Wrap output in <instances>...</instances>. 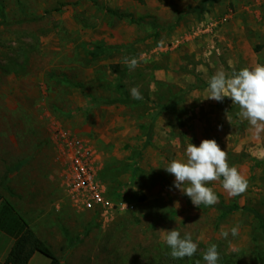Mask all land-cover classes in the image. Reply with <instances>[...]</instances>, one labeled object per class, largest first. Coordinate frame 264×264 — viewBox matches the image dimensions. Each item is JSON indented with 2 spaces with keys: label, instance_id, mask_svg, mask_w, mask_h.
<instances>
[{
  "label": "rangeland",
  "instance_id": "374dc122",
  "mask_svg": "<svg viewBox=\"0 0 264 264\" xmlns=\"http://www.w3.org/2000/svg\"><path fill=\"white\" fill-rule=\"evenodd\" d=\"M204 1L0 4L5 217L31 226L40 215L24 207L33 194L31 203L46 208L56 225L52 238L59 249L52 250L62 264H206L203 254L213 244L217 264H264V130L257 133L239 117L230 98L208 99L216 72L264 65V0H210L206 12L189 11ZM125 57L138 66L129 70ZM133 87L142 100L131 97ZM205 139L227 151L229 166L248 187L231 196L221 177L206 185L218 203L196 207L164 169L173 159H187L189 143ZM65 141L90 149L100 164L102 203L71 206L62 178L67 159L59 148ZM220 204L239 208L223 216ZM174 228L197 244L193 257L170 256L166 233L159 231Z\"/></svg>",
  "mask_w": 264,
  "mask_h": 264
},
{
  "label": "clouds",
  "instance_id": "9594fccd",
  "mask_svg": "<svg viewBox=\"0 0 264 264\" xmlns=\"http://www.w3.org/2000/svg\"><path fill=\"white\" fill-rule=\"evenodd\" d=\"M124 63L129 70L138 66L136 58L125 57ZM208 92V99L217 102H222L225 97L230 98L233 105L239 106V117L247 120L257 133L264 130V65L245 67L230 75L218 71L208 81ZM130 93L134 100L143 99L138 87L131 88ZM227 119L230 122L228 115ZM186 157V160L173 159L164 170L175 177L173 186L189 197L194 206L218 203L217 195L206 185L220 180L221 177L222 187L229 195L238 196L247 190V179L235 166H229L227 151L221 150L216 140L205 139L199 146L189 143ZM159 232L166 233L164 239L171 250L172 258H191L196 254L197 244L193 242L190 234L181 238L176 228ZM238 233V226L231 229L232 236ZM221 235L227 238L229 233L221 229ZM218 259L217 245L213 244L203 254V260L206 264H217ZM197 264L200 262L197 261Z\"/></svg>",
  "mask_w": 264,
  "mask_h": 264
},
{
  "label": "built area",
  "instance_id": "2783aa9c",
  "mask_svg": "<svg viewBox=\"0 0 264 264\" xmlns=\"http://www.w3.org/2000/svg\"><path fill=\"white\" fill-rule=\"evenodd\" d=\"M63 146L59 148L63 150L62 156L67 159L62 175L67 183L64 194L78 207H91L93 204L102 203L105 187L98 178L97 168L100 164L94 160L92 151L79 148L70 141H65Z\"/></svg>",
  "mask_w": 264,
  "mask_h": 264
},
{
  "label": "crops",
  "instance_id": "0c3cea01",
  "mask_svg": "<svg viewBox=\"0 0 264 264\" xmlns=\"http://www.w3.org/2000/svg\"><path fill=\"white\" fill-rule=\"evenodd\" d=\"M14 191L18 194V193H21L23 191L25 192L26 190L21 191V189H15ZM14 191L11 192L12 196L13 195H16V193H14ZM22 194H18V195H22ZM31 195L33 196V194H31ZM31 195H30L29 202H28L27 206H24V207H25V209H26L27 212L34 213L35 211L38 210L39 211V214H40L39 216H36L37 219H34V221H32V225L31 226H28V225L22 226V225H20L19 223H16V222L10 224V219H8V218L5 217L6 212H8V214L10 212L9 207L6 204V202H8V201H6L5 198H4V196L2 195V200L0 202V210H3V213H1L2 216L0 218V264H5L6 259H7L8 255L10 254V252L15 247V245L17 243V240L19 239V237H21L24 234V232L28 228L31 229L32 231H34L35 234L38 236V238L40 240H42L43 243L52 252H53V250H52L53 249L52 248L53 246H54V249H59L58 242L55 241L52 238V236L55 235V229H56L55 223L53 224L52 223L53 221H51L53 219L51 217H49V214H48L49 212H47V209L46 208L43 209L41 206L40 207H37V206H34L35 205L34 203H31L33 201V199L31 198ZM8 200L10 201V203L16 204L18 207L21 206V204H19L20 201L15 200V198H13V197L12 198H8ZM70 204H71V206H74L76 208H79L73 202H71ZM42 221H45V224L46 225H42L41 224ZM46 221H48V223H46ZM11 226H13V227H11ZM34 228H37L38 230L37 229H34ZM45 228L46 229H49L47 231V233H46L49 236H46V234L45 235L44 234H41L42 232H41L40 229H45ZM56 238H57V235H56ZM42 257H45V256H43L39 252H36L33 255V257L31 258V260L29 261L28 264H51V261L47 257L46 258L49 260V263L47 261H45L44 259H42ZM57 258H59V257H57Z\"/></svg>",
  "mask_w": 264,
  "mask_h": 264
},
{
  "label": "trees",
  "instance_id": "16d2710c",
  "mask_svg": "<svg viewBox=\"0 0 264 264\" xmlns=\"http://www.w3.org/2000/svg\"><path fill=\"white\" fill-rule=\"evenodd\" d=\"M2 2L3 0H0V4H3ZM209 5L210 0H205L201 4V7L191 8L189 11L195 13H204L208 9ZM0 15L3 17V19L5 18L4 11L1 10ZM123 100H127L126 97ZM123 103L127 104L125 101H123ZM1 200L2 195L0 193V202ZM219 207L223 210V216H226L227 214L232 213L239 208L237 206H225L222 204H220ZM261 224L264 227V218H261ZM36 252H39L43 256L47 257L51 261V264H62L60 259L57 258L55 254L43 243V241L38 238L35 232L29 228L21 237H19L15 247L8 255L5 264H28Z\"/></svg>",
  "mask_w": 264,
  "mask_h": 264
}]
</instances>
